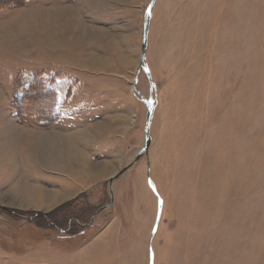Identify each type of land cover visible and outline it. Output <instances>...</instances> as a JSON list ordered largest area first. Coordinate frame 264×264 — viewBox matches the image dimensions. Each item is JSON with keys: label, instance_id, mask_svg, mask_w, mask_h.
I'll return each instance as SVG.
<instances>
[{"label": "rangeland", "instance_id": "rangeland-1", "mask_svg": "<svg viewBox=\"0 0 264 264\" xmlns=\"http://www.w3.org/2000/svg\"><path fill=\"white\" fill-rule=\"evenodd\" d=\"M95 1L0 0V264H264V0H155L149 75Z\"/></svg>", "mask_w": 264, "mask_h": 264}, {"label": "water", "instance_id": "water-1", "mask_svg": "<svg viewBox=\"0 0 264 264\" xmlns=\"http://www.w3.org/2000/svg\"><path fill=\"white\" fill-rule=\"evenodd\" d=\"M154 3H155V0H151L149 7L145 11L144 23H143V39H142L140 66L143 63L144 58H145V50H146L147 39H148L149 21L151 18V11H152V7H153ZM143 102L145 103V105L147 107V117H146V125H145V140H144V146H143V149H144L143 152H146L148 147H149V144H150L149 128H150V121L152 118L154 106H153V103L151 100H149V102H147L144 99ZM148 104L150 105V107ZM112 181L113 180H110V182H112Z\"/></svg>", "mask_w": 264, "mask_h": 264}, {"label": "bare ground", "instance_id": "bare-ground-1", "mask_svg": "<svg viewBox=\"0 0 264 264\" xmlns=\"http://www.w3.org/2000/svg\"><path fill=\"white\" fill-rule=\"evenodd\" d=\"M97 2V3H96ZM94 3H96L97 4V6H98V4H99V0H97V1H95ZM149 7V6H148ZM147 7V8H148ZM63 15V14H62ZM47 17H49V15L47 16ZM45 19V18H44ZM51 20V19H50ZM63 22H64V26L63 27H69L68 25H72V23H73V20H69V21H66V19H63ZM66 41V40H65ZM140 68H142L145 72L147 71V68L146 69H144V65H142L141 64V66H140ZM139 97H141L142 98V96L139 94ZM147 101V100H146ZM147 102H149V100L147 101ZM149 105V104H148ZM149 107H150V105H149ZM144 143V142H143ZM144 151V149L143 148H141L140 150H139V153H142ZM80 158H82V157H80ZM77 159V158H76ZM111 180V179H110Z\"/></svg>", "mask_w": 264, "mask_h": 264}, {"label": "trees", "instance_id": "trees-1", "mask_svg": "<svg viewBox=\"0 0 264 264\" xmlns=\"http://www.w3.org/2000/svg\"><path fill=\"white\" fill-rule=\"evenodd\" d=\"M15 1H20V0H11V1H10V0H9V1L6 0L7 3H6V5H3V6H6V7L9 6V7H11V6H13V5H16L17 3L15 4ZM23 1H26V0H21V2H23ZM26 89H27V88H26ZM26 91H30V90H26ZM22 96H23L24 100H28V99H31V98H32V97H30V96H26L25 93H24ZM22 96H21V97H22ZM50 222H51V221H50Z\"/></svg>", "mask_w": 264, "mask_h": 264}, {"label": "crops", "instance_id": "crops-1", "mask_svg": "<svg viewBox=\"0 0 264 264\" xmlns=\"http://www.w3.org/2000/svg\"><path fill=\"white\" fill-rule=\"evenodd\" d=\"M61 27H63V26H61ZM66 27H63V29H65ZM2 86H4L3 84H1ZM9 98V100H8V102H10V99H12V96H10V97H8ZM10 106H11V104H9ZM15 122L18 124V125H20L16 120H15ZM74 122H76V120H74ZM3 129H5V128H3ZM2 129V130H3ZM42 129V128H41ZM1 130V131H2ZM1 133V132H0ZM40 204H42L43 205V202L41 201V202H39Z\"/></svg>", "mask_w": 264, "mask_h": 264}]
</instances>
